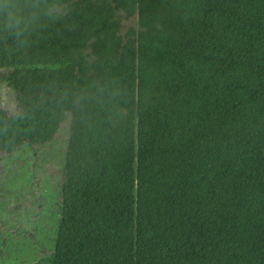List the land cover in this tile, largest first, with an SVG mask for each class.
<instances>
[{
  "label": "trees",
  "instance_id": "obj_1",
  "mask_svg": "<svg viewBox=\"0 0 264 264\" xmlns=\"http://www.w3.org/2000/svg\"><path fill=\"white\" fill-rule=\"evenodd\" d=\"M62 4L23 45L0 32V154L72 115L37 264H264V0Z\"/></svg>",
  "mask_w": 264,
  "mask_h": 264
},
{
  "label": "rangeland",
  "instance_id": "obj_2",
  "mask_svg": "<svg viewBox=\"0 0 264 264\" xmlns=\"http://www.w3.org/2000/svg\"><path fill=\"white\" fill-rule=\"evenodd\" d=\"M7 72L0 70V77ZM0 100L9 114H18L16 93L1 80ZM71 124L68 114L50 143L0 154V264H37L54 251Z\"/></svg>",
  "mask_w": 264,
  "mask_h": 264
},
{
  "label": "clouds",
  "instance_id": "obj_3",
  "mask_svg": "<svg viewBox=\"0 0 264 264\" xmlns=\"http://www.w3.org/2000/svg\"><path fill=\"white\" fill-rule=\"evenodd\" d=\"M65 14L62 0H0V32L23 45L42 18L55 20Z\"/></svg>",
  "mask_w": 264,
  "mask_h": 264
}]
</instances>
